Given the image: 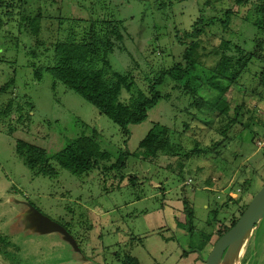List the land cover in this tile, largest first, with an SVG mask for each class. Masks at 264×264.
Instances as JSON below:
<instances>
[{"label": "rangeland", "instance_id": "obj_1", "mask_svg": "<svg viewBox=\"0 0 264 264\" xmlns=\"http://www.w3.org/2000/svg\"><path fill=\"white\" fill-rule=\"evenodd\" d=\"M209 1L200 11L205 0H0V88L13 79L0 93V234L18 247L21 264H80L59 234L26 229L32 221L25 205L67 229L89 262L121 264L130 256L138 264H203L218 234L264 185V158L253 142L264 111V0ZM227 10V28L215 24L199 38L191 79L201 85L197 96L215 100L217 90L204 80L218 63L212 48L221 38L262 58L248 63L235 82L222 83L228 115L235 117L225 135L210 105L197 111L191 95L169 80L157 89L161 99L146 119L129 125L126 136L72 91L59 83L52 88L46 70L52 45L71 29L80 41L91 21H121L122 49L108 56L109 63L116 73H131L146 92L149 79L182 62L184 47L196 40L183 35L200 14L204 22L223 20ZM37 15L42 18L34 38L19 25ZM8 103L12 108L2 117ZM154 124L169 129L170 151L151 163L121 155L135 152ZM92 131L110 159L98 161L88 175L75 177L53 161L57 178L35 175L16 153V141H22L51 157ZM120 158H126L123 166ZM247 236L231 261L264 264V217ZM0 264L12 263L0 254Z\"/></svg>", "mask_w": 264, "mask_h": 264}, {"label": "trees", "instance_id": "obj_2", "mask_svg": "<svg viewBox=\"0 0 264 264\" xmlns=\"http://www.w3.org/2000/svg\"><path fill=\"white\" fill-rule=\"evenodd\" d=\"M235 2L239 4L240 0H235ZM209 3V0H205L203 9L200 11H204ZM230 13L227 10L224 15L225 19L218 20L211 17L208 22H204L203 15L200 14L192 25V31L185 32L183 35L184 39L194 38L196 40L190 41L184 47L181 56L182 62L173 65L171 69L160 71L152 79H149L146 92L136 86L131 73H116L112 71L109 63L108 56L116 48H121L124 39L121 21H91L87 33L83 35L80 41L71 29L65 33L64 37L61 35V39L52 45L51 64L47 65L46 68L53 80L52 88L59 83L66 90L72 91L92 105L101 116L110 120L126 136L128 135L126 129L129 125L140 124L146 119L147 112L161 99L157 89L164 84L165 80H169L175 84L174 87H178L185 94L191 95L193 100L190 106L195 107L197 111L210 105L209 111L214 112L213 114L217 113L216 119L221 120L220 122L223 124L221 134L225 135L234 126L235 117L232 118L228 115V105L224 100L228 88L223 87L222 83L225 80H230V83L235 82L242 71L248 70V63L251 64L253 59L261 60L262 57L246 54V50L242 46L232 44L230 41L221 38L218 46L212 48L213 52L220 54L218 63L214 68L208 70L211 71V77L204 80L210 90H217L215 100L210 103L207 99L209 97L202 95L198 97V92L200 93L202 90L201 85H193L191 79L195 78L193 74L200 57L197 52L201 43L199 41L200 36L203 34L208 36L209 29L213 28L215 24H219L220 28H227ZM260 13L263 17L264 1L260 5ZM41 18L39 15L23 17L19 26L22 28L23 25L26 29L24 30L28 31L30 36L37 38ZM36 43L37 41L35 45ZM258 47L261 46L258 45ZM29 54L34 55V51H30ZM12 84L13 79L10 78L0 88V93H6L7 89L13 86ZM123 95H126V99L123 98ZM164 98H167V94ZM11 108V104L8 103L1 116H8ZM16 110H21L18 105ZM92 132L91 135L82 134L74 138L61 151L51 157L43 149L22 141H16L15 149L27 168L35 175L57 178L58 172L50 164L53 161L60 170H64L75 177H81L92 172L98 161L110 159V155L101 150L97 144L94 138L97 133ZM169 138L170 131L167 127L154 124L141 139L135 152L132 154L124 152L121 155L124 157L131 155L142 162L151 163L159 153L170 151ZM126 158L118 159L117 165L123 166ZM245 208L246 206L240 211L239 216ZM236 220H233L229 227L224 228L217 238L227 232ZM66 231L68 232L67 229ZM18 252V247L12 244L6 235L0 234V254L8 258L12 264H21L22 260L19 258ZM80 253L79 250V256ZM76 255L78 254L76 253ZM121 264L138 263L132 257L124 256Z\"/></svg>", "mask_w": 264, "mask_h": 264}, {"label": "water", "instance_id": "obj_3", "mask_svg": "<svg viewBox=\"0 0 264 264\" xmlns=\"http://www.w3.org/2000/svg\"><path fill=\"white\" fill-rule=\"evenodd\" d=\"M25 204V203H22ZM28 208L29 218L27 220L32 221L30 225L26 226V229H33L38 234H51L56 233L63 237V241L66 242L71 249L79 254V250L75 240L62 226L51 221L47 217L43 216L37 210L29 205H25ZM31 212V214L29 213ZM264 217V185L259 191L251 198L242 214L235 221L234 225L223 235L216 239L211 247L207 257L203 259V264H219L228 249L235 241H237L245 232L249 230L248 237L252 232L255 225ZM246 241V240H245ZM245 243V242H244ZM244 245V244H243ZM242 248V247H241ZM241 252V249H240ZM240 254V253H239ZM239 257V256H238ZM238 259V258H237ZM80 264H98L95 262H89L85 258L79 256ZM237 262V261H236Z\"/></svg>", "mask_w": 264, "mask_h": 264}, {"label": "built area", "instance_id": "obj_4", "mask_svg": "<svg viewBox=\"0 0 264 264\" xmlns=\"http://www.w3.org/2000/svg\"><path fill=\"white\" fill-rule=\"evenodd\" d=\"M259 128V132H256L254 135L253 142L256 150L259 151L264 158V111L261 116V122H259ZM232 196L233 195H231V197Z\"/></svg>", "mask_w": 264, "mask_h": 264}, {"label": "bare ground", "instance_id": "obj_5", "mask_svg": "<svg viewBox=\"0 0 264 264\" xmlns=\"http://www.w3.org/2000/svg\"><path fill=\"white\" fill-rule=\"evenodd\" d=\"M249 233V230L247 231V232H245L237 241H235L234 242V244H232L231 246H230V248L228 249V251L226 252V256H227V258H224L223 260H221L220 261V263L219 264H233V262L231 261V259H233V258H231L232 257V255H233V253H234V251L236 250V248H238V246L241 244H243V239H245L246 238V235ZM242 247V246H241ZM240 247V248H241Z\"/></svg>", "mask_w": 264, "mask_h": 264}, {"label": "crops", "instance_id": "obj_6", "mask_svg": "<svg viewBox=\"0 0 264 264\" xmlns=\"http://www.w3.org/2000/svg\"><path fill=\"white\" fill-rule=\"evenodd\" d=\"M243 241H244V239H243ZM243 241H242V242H243Z\"/></svg>", "mask_w": 264, "mask_h": 264}]
</instances>
